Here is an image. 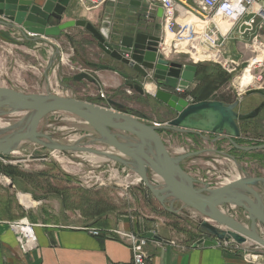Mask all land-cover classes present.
I'll use <instances>...</instances> for the list:
<instances>
[{
    "label": "water",
    "instance_id": "obj_1",
    "mask_svg": "<svg viewBox=\"0 0 264 264\" xmlns=\"http://www.w3.org/2000/svg\"><path fill=\"white\" fill-rule=\"evenodd\" d=\"M70 2L71 0H45L39 5L36 0H0V26L20 31L28 40L48 43H52L49 37H59L70 28H84L99 42L102 50L123 65L118 69L110 68L128 80L130 88L144 92L145 84H155L154 98L172 109L175 116L166 123H148L128 113L122 104L111 99L107 100L109 106H103L50 91L47 94H32L0 87V118L21 112L33 113L29 129L18 128L16 132L12 130L8 135L0 136V159L16 162L18 159L14 153L29 142L52 151L105 154L113 162L137 173L143 185L166 209H170L166 202L171 198L180 202L184 208L193 209L205 216L206 219L198 229L209 239L202 238L199 244L213 246L217 241H234L242 246L254 242L264 248V237L261 234L264 228V193L260 189L264 186V177L245 175L220 186L206 184L200 187L199 180L188 173L182 163L208 150L172 156L161 134L164 130L175 131L214 142L224 138L239 151H262L264 143L244 146L237 143V139L242 137L240 124L257 118L264 110V101L247 113L239 111L240 99L232 103L220 100L189 102L174 93L173 89L177 86L184 89L190 86L196 72L180 62L166 59L163 54H157L161 40L160 22L155 26V33L140 31L132 36L124 35L116 46L109 41V20L103 21L101 27L84 19L68 20L50 26L51 16L62 21ZM143 2L144 0H130L131 4L137 6H141ZM107 6H115V0L108 1ZM162 16L161 7L160 18ZM247 30H252V26L246 23L239 28L241 34H245ZM52 66L53 60H50L48 70ZM99 66L102 69L109 68L107 65ZM126 67L130 71H124L123 68ZM74 80H87L95 84L98 82L95 75L86 71L74 75ZM248 93L264 96V89H251ZM56 112L70 113L86 121L96 134L86 144H104L117 154L111 155L108 150L90 149L78 144H64L40 132L41 121ZM6 129L2 128V131ZM47 158V154L32 156V159L37 160ZM233 207L245 212L246 223L229 214ZM154 236V233L149 232L144 237Z\"/></svg>",
    "mask_w": 264,
    "mask_h": 264
},
{
    "label": "crops",
    "instance_id": "obj_2",
    "mask_svg": "<svg viewBox=\"0 0 264 264\" xmlns=\"http://www.w3.org/2000/svg\"><path fill=\"white\" fill-rule=\"evenodd\" d=\"M36 2L41 5L45 0H36ZM160 12L161 5L159 3L151 6L147 0H144L141 6L131 4L130 0H115V6L106 5L96 10L88 9L80 0H71L65 11L64 21L77 19L94 21L98 18L100 20L103 18L105 21L108 19L111 22L109 28L111 40L113 44L118 46L124 35L132 36L140 31L155 33V26L160 22ZM49 25L54 24L49 23ZM76 28L84 29L82 27ZM85 31L86 34H90L87 30ZM66 34L70 39V32H66ZM19 35L23 40L26 39L20 31L0 26L1 39L3 37L8 38L7 40L14 41L23 48H30L33 44H45V46L48 44V42L28 39L25 43H17L20 41L17 39ZM249 37L248 34L241 37L236 32L231 33L227 43L230 45L231 42L238 39L248 41ZM258 50L259 53L251 59L250 65L245 70L244 75L241 76V83L243 82V84H251L253 77L251 69L254 64L261 62L258 61L259 57L264 56V49ZM174 60L184 64L189 69L192 68V64L197 63L193 58L181 55ZM98 65H107L109 68L102 69L100 66H93L95 69H92L90 73L97 77L98 82L96 84L88 83L93 84L99 90H106L108 98L103 100L98 96L95 101L90 102L109 106L107 100H114L122 104L128 113L142 118L148 123H166L174 118V111L154 98L155 84L152 83L153 91L145 88L144 92H140L130 88L127 85L129 81L116 70L110 68L123 67L117 60L110 57L109 60ZM123 70L130 71L127 67ZM262 72L264 74V68ZM197 79L196 75L195 80ZM75 82L82 83V81ZM126 88L131 91L129 92L132 93L131 95L126 92ZM147 100H149L148 104L146 103ZM161 134L172 156H179L187 152L186 148L192 142L198 143L197 147H193V151L208 150V152L190 158L184 162L185 164H182L188 173V170L195 169L193 165L208 164L210 157L213 159L219 154H225V150L228 149H225V145H230V148L232 146L230 141L224 138L214 142V140L208 141L197 135L175 131L164 130L161 131ZM205 135L209 136L208 134ZM170 146H173V149ZM38 160L45 161L46 159ZM0 162L18 166L16 163L19 161L10 163L0 159ZM27 173L29 175L26 178L13 180V178L0 172V264H131L133 258L131 242L126 236L119 235L118 231L136 234L139 237H144L149 232L154 233V237L147 238V244L144 247V251L152 264H264V252L261 253L259 263H253L240 250L242 246L235 242L231 244V249L227 250L223 244H218V242L213 246L199 244L200 239H209L199 230L200 233L194 232L196 234L182 233L179 227L173 223L174 221L167 216L182 215V210L191 211L189 213L195 212L190 208H184L182 204L171 198L168 201L170 209H166L158 201L162 207V212L151 206L150 215L134 213L137 211V208L134 207L127 214H118L113 207H106L99 202H93L85 189H72L73 191L69 189L70 183L74 184V181L69 178L65 180L62 176H51L43 172ZM44 176L48 179L46 183L42 182ZM194 177L200 178V180L204 178L197 175ZM203 180L205 182V179ZM64 181L66 187H64ZM44 184L48 186L49 190L40 192L39 188ZM27 185L31 186L27 188ZM137 189V192H142L144 196L146 193L150 195L147 188L137 187ZM260 189L264 193V186H261ZM22 192H28L29 194L25 193L24 195H28L30 199L31 196L36 199L32 200L33 205L27 206L22 202ZM129 194L131 198L133 196L137 198L133 191L132 194ZM231 210L233 211H229V214H233L244 223L247 222L245 212L235 207ZM23 218H27L34 224L38 239V247L27 254L22 253L16 233L11 228V223ZM92 230H99L101 235H93Z\"/></svg>",
    "mask_w": 264,
    "mask_h": 264
},
{
    "label": "rangeland",
    "instance_id": "obj_3",
    "mask_svg": "<svg viewBox=\"0 0 264 264\" xmlns=\"http://www.w3.org/2000/svg\"><path fill=\"white\" fill-rule=\"evenodd\" d=\"M64 20L63 17L61 23L65 22ZM103 20V18L101 20L98 18L94 21H87L92 22L97 27H101ZM65 32H70V39L66 36L67 34ZM21 38V35L17 37L20 40L17 43L27 42L26 39L23 40L22 38L21 40ZM7 39L5 37L0 38V87L12 88L32 94H47L50 91L53 94L74 97L89 102L95 101L101 93L105 95V100L108 98V92L106 90H99L86 80L79 84L73 79L74 75L79 72L86 70L92 72L93 64H102L110 58L100 48L99 42L93 38V35L86 34L85 29L74 27L64 31L59 37H49L52 43H48L46 46L45 44H33L30 48H23L20 44H16L14 41L11 42ZM12 39L15 40L14 38ZM109 41L112 42L111 38H109ZM227 41L223 43L222 49L225 58L222 55L217 57V61L220 63H214L212 60L208 61L205 59L203 61L197 60L196 64H192L191 70L196 72L197 67H201L199 69L204 70V72L199 73V75L196 73L198 79H194L191 83L188 88L189 93L197 89L203 73L216 75L218 81L217 87L211 97L224 98L232 102L240 99L241 105L238 109L241 113H247L256 108L264 100L257 93H248L251 89H264V74L262 72L264 65L263 62L254 64L251 69L253 76L251 84L246 85L243 82L241 83V76L244 75L245 70L250 65L251 59L256 55V52L250 49V47L247 48L245 46L246 41L244 40H234L230 45ZM248 42L249 40L247 44H249ZM181 56L193 57V60H196L191 54H182ZM201 57L205 58L203 55ZM262 57L264 58V56ZM262 57H259L260 59L258 61H262ZM50 60H53V66L48 70ZM232 69L234 70L232 71ZM46 74H48L49 78ZM126 92L130 95L132 94L129 93L128 88H126ZM146 103L148 104L149 100ZM20 118L21 116L19 115L3 116L0 119V123L15 122ZM81 120L78 116L70 113H52L41 121L39 131L50 135L56 140L59 139L57 141H62L64 144H68V141L74 136L77 138L75 144L77 143L81 147L107 151L108 147L104 144H86L90 141L91 136H96V134L89 125L83 123L84 121ZM240 125L242 137L239 141H244L241 143L242 145L250 146L264 143V110L259 115L257 121H253L251 125L249 124L247 126L244 123ZM11 132L12 129L2 131V127H0V136H6ZM197 144L190 143L186 151H193V147H197ZM225 146V149L228 148L225 150V154H219L218 157H213V159L210 157L208 164L200 163L201 165H193L195 169L188 170L192 176L204 177L205 182H203L204 180L202 178L201 180L198 178L200 187L205 186L207 182L213 187L221 185L226 179L233 178L238 173L241 176H264V152L261 155H243L241 153L242 151L237 150L233 145L231 148L230 145ZM170 147L173 149V146ZM43 154L48 155L45 161L32 159V156ZM14 156L19 161L16 165L21 166L19 168L22 171L30 173L43 172L51 176H62L65 180L69 178L74 181V184L70 183L69 189H85L93 202H99L106 207H113L114 211L118 214H127L134 207L137 208V211L132 212L138 213L139 215L143 213L150 215L149 212L152 211L151 206H154L157 211L162 212V207H160L158 200L149 190L150 195L146 193V196L142 195V192H137V187L146 188L143 182L140 185H133L127 191L124 190V187L119 186L120 184L100 185L101 182H109V171L113 165L116 168H123L124 166L120 163L113 162L112 159L94 161V156L91 152L52 151L31 142L21 146ZM47 181L48 179L44 176L42 182L46 183ZM63 184L64 187L67 186L65 185V181ZM21 185L23 184L21 183ZM30 186L27 185V188ZM47 187L44 184L39 188V191L46 192L47 189L49 190ZM132 191L136 193L137 198L136 196L131 198L129 193L132 194ZM25 193L29 194L28 192H22V194ZM31 200L36 199L31 196ZM168 201L169 199L166 205L170 208ZM178 203L181 204L180 202ZM163 211L165 210L163 209ZM183 211L182 215L178 214L179 216L172 215L169 217L168 214V216L165 215L174 221L173 223L179 227L182 233L186 234V232L194 233L198 231L200 223L206 217L194 210L195 213ZM261 234L264 237V228L261 230ZM240 250L245 254H261L264 248L246 244L242 245Z\"/></svg>",
    "mask_w": 264,
    "mask_h": 264
},
{
    "label": "built area",
    "instance_id": "obj_4",
    "mask_svg": "<svg viewBox=\"0 0 264 264\" xmlns=\"http://www.w3.org/2000/svg\"><path fill=\"white\" fill-rule=\"evenodd\" d=\"M110 0H80L90 10H96L107 5ZM151 6L159 3L163 8V16L160 18L161 31L157 54H163L166 59L175 61L182 54H191L197 60L217 61L218 56L225 58L223 43L237 33L241 37L248 34L250 47L256 54L259 49H264V0H147ZM222 22L228 23L230 27L224 31ZM246 23L252 26L245 34L239 31L240 26ZM28 34H31L28 32ZM170 39L168 44L167 40ZM249 45V46H248ZM205 56L202 58L201 56ZM130 57L129 54H126ZM173 57V58H172ZM193 58V57H191ZM228 61V60H226ZM264 65V59L261 61ZM260 62V63H261ZM227 63V62H226ZM234 69H232L233 71ZM88 72V70H86ZM90 73V72H89ZM177 86L174 93L181 95L189 102L194 101L188 94L189 88ZM131 92V91H129ZM101 98L105 99L103 93ZM109 182H101L100 185L116 184L129 190L133 185L142 184L141 177L130 168H116L115 165L109 171ZM210 185V183H207ZM211 186V185H210ZM220 186V185H217ZM15 231L22 253L27 254L38 247V239L32 224L27 218L11 223ZM95 236H100L99 230H92ZM121 236H126L131 242L133 258L131 264H152L149 261L144 247L147 238L136 234H127L118 231ZM223 244L225 249H231L234 241H217ZM264 252V251H263ZM261 254L246 253V258L253 263H259Z\"/></svg>",
    "mask_w": 264,
    "mask_h": 264
},
{
    "label": "trees",
    "instance_id": "obj_5",
    "mask_svg": "<svg viewBox=\"0 0 264 264\" xmlns=\"http://www.w3.org/2000/svg\"><path fill=\"white\" fill-rule=\"evenodd\" d=\"M92 66H96L98 67L99 65L93 64ZM201 67H197V75H199V73L204 72V70L199 69ZM207 69V67H206ZM205 69V70H206ZM217 78L216 75L213 74H207V73H203V77L200 81L199 86L197 87V89L191 93L188 92V94H190L194 101L196 102H200V101H206V100H210V99H214V100H220V101H224L227 103H232V101H229L227 99L224 98H214L211 97L213 91L216 89L217 87ZM259 117V116H258ZM257 118L243 122L244 124H246L247 126L253 123V121H257ZM256 123V122H255ZM242 142H244L243 140L239 139L237 140V143L241 144ZM243 155H261L263 152H241ZM0 172L4 173L5 175L13 178V180H15L16 178H26L29 173L22 171L18 166L12 165V164H3L2 162H0Z\"/></svg>",
    "mask_w": 264,
    "mask_h": 264
},
{
    "label": "bare ground",
    "instance_id": "obj_6",
    "mask_svg": "<svg viewBox=\"0 0 264 264\" xmlns=\"http://www.w3.org/2000/svg\"><path fill=\"white\" fill-rule=\"evenodd\" d=\"M221 27L224 31L228 30V28L230 27V25L228 23H222L221 24ZM168 44L170 43V39L167 40ZM242 80V79H241ZM240 84V83H239ZM146 88L149 90V91H153V84L152 83H147L146 84ZM32 112H21V113H17V114H14V115H19L21 116V118L18 120V121H15V122H6L4 124H1L0 123V127H2L3 129H6V128H10L13 130V132H16L18 128H23L25 130L29 129V126H30V123H31V117H32ZM12 115V116H14ZM29 118V119H28ZM1 119V118H0ZM5 120V119H4ZM22 120H25V122H22ZM83 120V119H82ZM81 120V121H82ZM84 121V120H83ZM83 123L89 125L86 121H84ZM90 126V125H89ZM62 129V128H61ZM93 130V129H92ZM72 137V136H71ZM59 140V139H57ZM77 138L76 137H72L71 140L68 141V144L70 145H75V142H76ZM61 141V140H60ZM62 143V141H61ZM66 143V142H65ZM67 144V143H66ZM77 144V143H76ZM109 154H117V152L115 150H113L111 147H108L107 148ZM17 153V152H16ZM15 154V153H14ZM93 154V160L94 161H105V160H110L111 158L109 156H106V155H101V154H97V153H91ZM92 159V158H91ZM231 171V170H230ZM239 171V170H238ZM243 176H241L239 173L235 176H233V178H228L225 180V182L221 183V185L223 184H226V183H229L233 180H236L238 178H241ZM21 200L23 203H25L27 206H30V205H33L34 202L30 199V197L28 195H21ZM263 229V228H262ZM248 245H255L257 246L254 242H248L247 243Z\"/></svg>",
    "mask_w": 264,
    "mask_h": 264
},
{
    "label": "flooded vegetation",
    "instance_id": "obj_7",
    "mask_svg": "<svg viewBox=\"0 0 264 264\" xmlns=\"http://www.w3.org/2000/svg\"><path fill=\"white\" fill-rule=\"evenodd\" d=\"M52 22V23H51ZM49 23H51V24H54V25H58V24H60L61 23V21H59V20H57L55 17H53V16H51L50 18H49ZM51 26H53V25H51ZM259 95H261V94H259ZM262 97H263V99H264V96L263 95H261ZM264 101V100H263ZM262 103V102H261ZM260 103V104H261Z\"/></svg>",
    "mask_w": 264,
    "mask_h": 264
}]
</instances>
